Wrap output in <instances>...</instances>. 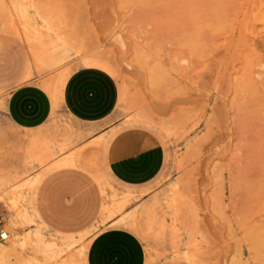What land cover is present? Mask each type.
<instances>
[{
	"label": "rangeland",
	"instance_id": "1",
	"mask_svg": "<svg viewBox=\"0 0 264 264\" xmlns=\"http://www.w3.org/2000/svg\"><path fill=\"white\" fill-rule=\"evenodd\" d=\"M194 1L0 0V264L133 263L116 229L143 264H264V0ZM86 66L118 88L96 122L59 91ZM128 127L164 148L142 186L106 165Z\"/></svg>",
	"mask_w": 264,
	"mask_h": 264
},
{
	"label": "crops",
	"instance_id": "2",
	"mask_svg": "<svg viewBox=\"0 0 264 264\" xmlns=\"http://www.w3.org/2000/svg\"><path fill=\"white\" fill-rule=\"evenodd\" d=\"M61 92L60 96L68 112L77 119L89 122L107 117L115 108L118 99L115 78L103 69L91 66L71 71L63 82ZM15 96H18L17 100ZM10 105L14 109V115L21 116L22 112L18 111L19 93L13 95ZM30 116V121L36 120V115ZM105 160L110 175L116 181L129 186H142L152 181L162 169L164 148L158 136L151 130L145 127H128L119 130L111 138L106 148ZM116 231L127 242L126 246L137 252L133 263L127 260L124 264H143L131 238L123 231ZM105 246L113 248L117 244L110 243ZM116 257L110 260L104 255L91 259L88 254L90 264H113Z\"/></svg>",
	"mask_w": 264,
	"mask_h": 264
},
{
	"label": "bare ground",
	"instance_id": "3",
	"mask_svg": "<svg viewBox=\"0 0 264 264\" xmlns=\"http://www.w3.org/2000/svg\"><path fill=\"white\" fill-rule=\"evenodd\" d=\"M192 1H194V0H186V3H187V4H186V3H185V4H186V5L189 4V6H190V4H192ZM194 2L196 3V1H194ZM192 6H193V5H192ZM192 6H190L189 9L192 8ZM187 7H188V6H187ZM193 8H194V7H193ZM193 8H192V9H193ZM209 9H210V8H209ZM190 10H191V9H190ZM192 11H194V10H192ZM202 17H203V15H202ZM194 20H195V19H194ZM204 20H205V19L203 18V20H201V22L204 21ZM205 21L207 22V19H206ZM205 21H204V22H205ZM204 22H203V23H204ZM195 23L197 24V21H195ZM199 23H200V22H199ZM200 24H201V23H200ZM204 24H205V23H204ZM206 25L209 26V24H206ZM206 25H204V26H206ZM202 27H203V26H202ZM207 28H210V27H207ZM193 30H194V32H198L196 26L193 27ZM64 44H65V43H64ZM263 78H264V77H263ZM59 82H60V81H59ZM61 84H62V83H61ZM61 84H60V87H59V91H60V92H61V90H62V85H61ZM263 84H264V83H263ZM54 86H55V85H54ZM263 87H264V86H263ZM251 91H252V89H251ZM61 93H62V92H61ZM253 103H254V102H253ZM251 108H252V107H251ZM252 109L254 110V108H252ZM263 119H264V118H263ZM261 138H262V137H261ZM263 139H264V137H263ZM261 162H263V160H261ZM8 236H9V234H8ZM8 236H7V237H8ZM0 247H1V246H0ZM3 248H4V247H3ZM4 249H5V248H4ZM0 251H1V250H0ZM4 251H5V250H4ZM0 253H1V252H0Z\"/></svg>",
	"mask_w": 264,
	"mask_h": 264
},
{
	"label": "built area",
	"instance_id": "4",
	"mask_svg": "<svg viewBox=\"0 0 264 264\" xmlns=\"http://www.w3.org/2000/svg\"><path fill=\"white\" fill-rule=\"evenodd\" d=\"M8 236V232L5 230L3 226L2 219H0V240L6 239Z\"/></svg>",
	"mask_w": 264,
	"mask_h": 264
}]
</instances>
